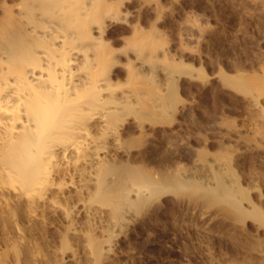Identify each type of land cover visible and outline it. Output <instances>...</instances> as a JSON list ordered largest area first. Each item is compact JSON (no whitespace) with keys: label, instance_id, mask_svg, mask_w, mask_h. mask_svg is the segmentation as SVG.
Wrapping results in <instances>:
<instances>
[{"label":"bare ground","instance_id":"bare-ground-1","mask_svg":"<svg viewBox=\"0 0 264 264\" xmlns=\"http://www.w3.org/2000/svg\"><path fill=\"white\" fill-rule=\"evenodd\" d=\"M125 2L0 0V264H155L165 226L161 264H264V51L219 69L215 148L169 151L194 66L150 21L108 42ZM237 3L264 31V0Z\"/></svg>","mask_w":264,"mask_h":264},{"label":"rangeland","instance_id":"rangeland-1","mask_svg":"<svg viewBox=\"0 0 264 264\" xmlns=\"http://www.w3.org/2000/svg\"><path fill=\"white\" fill-rule=\"evenodd\" d=\"M124 1L126 2L123 12L118 15L119 18H114L110 22L111 26H109L106 36L108 42L117 43L121 48L123 46L122 37L127 34L126 31L129 30L131 23H139L142 27L154 23L162 33V38L166 40L163 44L166 51L171 50L176 59H180L182 56L181 58L194 66L193 75L182 76L179 81L182 85V97L188 100L194 97L192 99L196 103V105L193 103L196 109L194 108V111L190 114V120L188 119L192 130L184 134L182 131H176L180 129L177 127L175 131L179 135H173L170 143L173 145H170L169 151H196L199 145L203 143V138H207L210 149L215 148L216 142L222 139V131L225 129L222 118L225 115L233 116L234 104L238 96L233 89L223 85L217 77V73L221 67H224L227 71H232L233 62L238 59L239 55L243 56L245 54V58H250L253 49L261 48V51H264L263 28L254 23L248 13L240 12L242 10L240 4L237 3L240 0H227V3L223 5L217 0H156L163 5V13L160 16L155 15V12L152 13V9L155 10V7H152L154 5H151V3L148 4L149 1L153 2L152 0ZM142 1L147 2L146 6L145 3L142 5ZM147 5L151 6V9L150 7L148 9ZM126 13L127 16H125ZM189 16L197 18V22L203 27L201 34L196 30L193 31L191 24H188ZM213 31H217L218 37L214 36ZM240 51H243L242 54ZM199 69L204 70L201 73ZM204 77L207 79H204ZM203 79L208 80L206 81L207 84L204 83L203 85ZM199 132L203 134H199ZM165 228V231L162 232L168 233L167 226ZM164 233H160L161 236L160 234L155 236L156 239L159 238L156 240L155 244H158L155 247L148 243L150 247L145 243L149 247V251L152 248L155 249V264L159 262L156 259L164 260L171 252V247L168 246L170 245V238L165 236ZM163 236L164 238L167 237L168 241ZM156 248L162 252L159 253ZM165 260L166 263L168 258Z\"/></svg>","mask_w":264,"mask_h":264}]
</instances>
